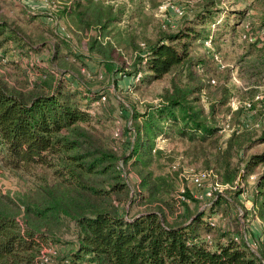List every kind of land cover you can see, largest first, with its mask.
Listing matches in <instances>:
<instances>
[{
	"label": "trees",
	"instance_id": "obj_1",
	"mask_svg": "<svg viewBox=\"0 0 264 264\" xmlns=\"http://www.w3.org/2000/svg\"><path fill=\"white\" fill-rule=\"evenodd\" d=\"M64 12L78 34L86 35L87 51L99 58L106 72L116 71L118 60L127 68L123 53L132 49L133 76L153 82L170 74L169 86L158 103L146 105L141 113L132 110L135 139L132 146L131 141L123 146L120 137L114 139L92 123L104 95L84 82L72 86L48 66L35 64L37 73L31 78L21 62L2 55L0 165L21 181V187L14 192L0 189V264H40L42 248L48 240H57L58 231L69 222L76 228V247L57 249L45 264H264V241L256 242L254 251L242 230L236 235L221 231L211 218L205 219L188 189L180 193L182 198L176 197V178L154 173L151 166L161 154L155 147L157 137L164 139L171 132L203 143L217 136V126L207 121L198 103L203 88L199 67L206 60L191 53L193 41L202 35L197 26L206 17L198 15L175 33L147 41L143 50L129 33L115 28L119 10L110 4L76 1ZM36 33L33 37L13 27L0 12V46L10 44L12 52L22 50L20 55L28 57L38 52L40 40L45 41L41 31ZM206 37L213 42L211 35ZM65 58L56 49L49 62ZM2 66L9 71L3 72ZM258 101L243 106L252 108ZM224 102L226 97L219 101ZM261 129L257 137L242 126L232 130L223 150V184H237L239 167L232 159L256 142L264 143V125ZM128 131L125 128L121 136ZM241 160L244 172L251 175L256 166H264V147ZM128 161L138 175L137 194L148 206L132 215L124 207L134 198L120 165ZM254 192L252 211L264 233V171L256 178ZM224 200L217 193L212 206Z\"/></svg>",
	"mask_w": 264,
	"mask_h": 264
},
{
	"label": "rangeland",
	"instance_id": "obj_2",
	"mask_svg": "<svg viewBox=\"0 0 264 264\" xmlns=\"http://www.w3.org/2000/svg\"><path fill=\"white\" fill-rule=\"evenodd\" d=\"M76 1L84 3L86 0H0V12L13 27H22L25 33L34 34L33 37H36V31L39 30V36L45 40L43 44L40 40L36 44V47L40 46L38 52H31L28 57L20 55L22 50L12 52L14 47L10 44L0 46L1 54L7 60L21 62V69H25L31 78L37 73L32 69L36 68L35 64L39 67L48 66L56 77H65L72 86L84 82L91 91L104 95L92 123L103 128L114 139L120 137L119 140L124 142L123 146L128 141H131L132 146L135 139L131 122L132 110L141 113L146 105L158 103L165 88L169 86L171 75L153 82L142 81V78L132 81V49L128 50V54L123 53L122 59H125L127 68L123 69V62L118 60V69L113 73L106 72L99 58L87 51L86 35L78 34L72 18L64 12V9ZM95 1L110 4L115 10H119L115 28L121 33H129L143 50L147 41H155L163 35L175 33L181 27L188 26L198 15L206 17L207 21L197 26L196 30L202 35L193 41L191 53L195 56L204 55L206 60V64L199 67L203 88L198 103L203 107L207 121L217 126V136L203 143L173 136L171 132L164 139L157 137L155 147L161 150V154L153 159L151 166L154 173L176 178V197L182 198L180 193L188 189L198 201V210L204 211L205 219L211 218L217 228L233 235L242 230L247 243L255 251L256 242L264 241L260 220L252 211L255 181L264 171V166L258 165L251 175L246 174L241 159L247 153L261 150L264 143L256 142L252 148L234 155L232 164L239 167L237 184L230 187L222 183V166L225 142L233 129L242 126L253 137H257L264 125V0ZM206 4H209V12L205 8ZM51 16L56 19V24L49 20ZM207 35L213 37L212 43L210 38L206 39ZM110 36L113 41L117 40L112 33ZM108 38L109 36L106 37ZM56 49L67 58L50 63L49 59ZM70 51L81 55L82 59H76ZM215 52L221 57L223 67L211 60L210 56L212 54L213 57ZM57 63L64 67H57ZM8 69L10 68L2 66L3 72L6 73ZM144 75L142 72V76ZM208 79L213 80L210 81L212 84L207 82ZM223 97H226V102L219 103ZM256 99L261 102L258 101L255 107L245 108V103ZM236 107L241 108L237 110ZM127 127L132 132L128 131L125 136H121ZM130 162L120 165L134 198L132 205L129 202L124 205L132 215L148 206L137 194L138 175L129 165ZM174 165L176 169L173 168ZM199 171H210L213 174L203 182L201 188L191 182V175ZM216 183L220 187L211 197H200L204 188ZM20 187L21 181L0 165V189L3 192H14ZM217 193L225 200L213 207ZM193 205L190 202V206ZM75 231L73 223H66L58 231L57 240H48V243L61 252L74 249Z\"/></svg>",
	"mask_w": 264,
	"mask_h": 264
},
{
	"label": "built area",
	"instance_id": "obj_3",
	"mask_svg": "<svg viewBox=\"0 0 264 264\" xmlns=\"http://www.w3.org/2000/svg\"><path fill=\"white\" fill-rule=\"evenodd\" d=\"M177 11V10H176ZM180 13V12H179ZM181 14V13H180ZM49 20L51 22H54V24H56V19L53 18V16L49 17ZM0 58L1 61H5L6 59L2 56L1 52H0ZM212 59L217 63L218 66L220 67H223V64H222V60H221V57L219 56V54L217 52H215L213 54V57ZM139 79V74H136L135 76H132V81H137ZM213 82V80H212ZM258 98V97H257ZM104 99V97H103ZM246 106H249V103H245ZM115 136H117V133L114 134ZM0 157H1V153H0ZM174 169H176L175 165L173 166ZM189 172V171H188ZM211 175H213L210 171H199V172H196L194 174L191 175V182L198 188H201L203 187V182L205 180H207ZM220 187L217 183L215 185H212V186H209V187H206L204 188V191L203 193L200 195L201 196H205V197H211L212 194L214 193V191ZM249 245V244H248ZM249 247L251 249H253L252 246L249 245ZM57 251V248L56 246L52 245V244H46L41 252H40V255L38 257V262L40 264H45L48 262L49 258L51 255H54ZM87 264H93V263H87Z\"/></svg>",
	"mask_w": 264,
	"mask_h": 264
},
{
	"label": "crops",
	"instance_id": "obj_4",
	"mask_svg": "<svg viewBox=\"0 0 264 264\" xmlns=\"http://www.w3.org/2000/svg\"><path fill=\"white\" fill-rule=\"evenodd\" d=\"M106 4V3H105Z\"/></svg>",
	"mask_w": 264,
	"mask_h": 264
}]
</instances>
